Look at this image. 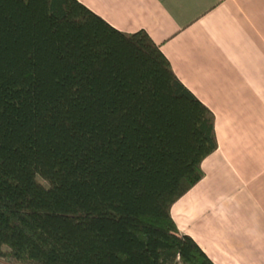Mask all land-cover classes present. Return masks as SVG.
<instances>
[{
  "label": "trees",
  "instance_id": "1",
  "mask_svg": "<svg viewBox=\"0 0 264 264\" xmlns=\"http://www.w3.org/2000/svg\"><path fill=\"white\" fill-rule=\"evenodd\" d=\"M217 148L146 31L0 0V264H214L171 209Z\"/></svg>",
  "mask_w": 264,
  "mask_h": 264
},
{
  "label": "crops",
  "instance_id": "2",
  "mask_svg": "<svg viewBox=\"0 0 264 264\" xmlns=\"http://www.w3.org/2000/svg\"><path fill=\"white\" fill-rule=\"evenodd\" d=\"M146 31L215 116L205 176L171 209L214 264H264V0H79Z\"/></svg>",
  "mask_w": 264,
  "mask_h": 264
},
{
  "label": "rangeland",
  "instance_id": "3",
  "mask_svg": "<svg viewBox=\"0 0 264 264\" xmlns=\"http://www.w3.org/2000/svg\"><path fill=\"white\" fill-rule=\"evenodd\" d=\"M41 182L46 183L43 179L39 178Z\"/></svg>",
  "mask_w": 264,
  "mask_h": 264
}]
</instances>
